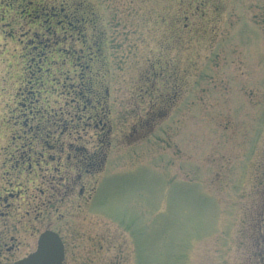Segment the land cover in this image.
Listing matches in <instances>:
<instances>
[{"label":"rangeland","instance_id":"rangeland-1","mask_svg":"<svg viewBox=\"0 0 264 264\" xmlns=\"http://www.w3.org/2000/svg\"><path fill=\"white\" fill-rule=\"evenodd\" d=\"M89 70L110 122L61 136L99 153L72 189L56 181L63 264H258L264 0H0V144L24 107L65 112ZM19 234L0 264L34 247Z\"/></svg>","mask_w":264,"mask_h":264},{"label":"flooded vegetation","instance_id":"flooded-vegetation-1","mask_svg":"<svg viewBox=\"0 0 264 264\" xmlns=\"http://www.w3.org/2000/svg\"><path fill=\"white\" fill-rule=\"evenodd\" d=\"M60 13H64V20H68V30H71L72 15H66L67 12L63 9ZM49 17L55 18L53 11ZM81 19L80 25L86 26L85 18ZM51 34L55 35L53 32ZM36 47L32 43L31 49L25 50L29 54L27 57H33V49ZM91 72L89 70L88 73L94 80L84 81L80 77L77 84L70 86L71 105L65 102V112L60 108L57 112L54 108L37 110L38 108L24 107L20 112V126L25 128L24 132L16 140L0 144V263L3 259L14 257L22 246L23 241L18 240V236L23 231L31 241L36 236L34 247L22 257L13 259L11 264L33 252L40 233L44 231H52L59 237L63 246L61 264L64 263L69 246L55 228V214L61 215L56 203L62 201V197L59 201L56 200V181L60 184L68 182L70 185L66 188L72 189L71 180L80 183L88 176L93 169V163L88 161L96 158L99 153L89 152L85 143H76V140L80 141L88 128L100 127L103 130L101 127L110 122L105 119L110 114L109 87L103 85V80L96 78L98 70L96 74ZM57 129H60L58 134ZM72 132L80 139H63ZM107 142V138L98 139L100 146ZM63 155L65 161L62 164ZM71 168L75 172L74 177H70L67 170ZM80 191L82 192L81 188ZM258 244L263 245V249L257 252L258 264H264L263 236Z\"/></svg>","mask_w":264,"mask_h":264},{"label":"water","instance_id":"water-1","mask_svg":"<svg viewBox=\"0 0 264 264\" xmlns=\"http://www.w3.org/2000/svg\"><path fill=\"white\" fill-rule=\"evenodd\" d=\"M63 246L56 233L44 231L40 233L36 249L27 256L12 264H61Z\"/></svg>","mask_w":264,"mask_h":264},{"label":"trees","instance_id":"trees-1","mask_svg":"<svg viewBox=\"0 0 264 264\" xmlns=\"http://www.w3.org/2000/svg\"><path fill=\"white\" fill-rule=\"evenodd\" d=\"M60 14V13H59ZM72 22V21H71ZM81 21H79V23H80ZM78 23V24H79ZM72 27H73V25H72ZM154 76H156V75H154ZM155 79H157V78H155ZM160 80H162V77H160ZM149 89V88H148ZM150 90H152L151 88H150Z\"/></svg>","mask_w":264,"mask_h":264}]
</instances>
